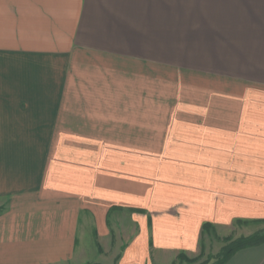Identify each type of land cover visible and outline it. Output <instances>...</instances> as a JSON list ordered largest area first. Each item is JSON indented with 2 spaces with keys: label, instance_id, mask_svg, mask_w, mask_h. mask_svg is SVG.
<instances>
[{
  "label": "crops",
  "instance_id": "crops-1",
  "mask_svg": "<svg viewBox=\"0 0 264 264\" xmlns=\"http://www.w3.org/2000/svg\"><path fill=\"white\" fill-rule=\"evenodd\" d=\"M238 220L264 224V0H0V264H173Z\"/></svg>",
  "mask_w": 264,
  "mask_h": 264
},
{
  "label": "rangeland",
  "instance_id": "rangeland-1",
  "mask_svg": "<svg viewBox=\"0 0 264 264\" xmlns=\"http://www.w3.org/2000/svg\"><path fill=\"white\" fill-rule=\"evenodd\" d=\"M238 221L240 222H235L229 227L214 226L213 229L210 228L209 231H205L201 249L195 254L189 253V256L185 253L188 258H193V260L178 258V263L174 262L173 264H218L222 255L221 250L230 242V240L225 239L226 237L234 239L242 235H248L253 228H256V231H264V224H249L248 220Z\"/></svg>",
  "mask_w": 264,
  "mask_h": 264
},
{
  "label": "trees",
  "instance_id": "trees-1",
  "mask_svg": "<svg viewBox=\"0 0 264 264\" xmlns=\"http://www.w3.org/2000/svg\"><path fill=\"white\" fill-rule=\"evenodd\" d=\"M213 225L209 223H205L204 225V231H209L210 228L213 229ZM226 240H230L229 244L224 246L222 251V255L220 257L219 263L225 264L227 259L236 252L240 248H244L249 245L257 244L264 241V231H256L249 234V235H242L239 237H236L234 239L230 237H226ZM179 258L185 259V260H193V258H188V256L185 255L184 252H181V255ZM218 263V264H219Z\"/></svg>",
  "mask_w": 264,
  "mask_h": 264
}]
</instances>
